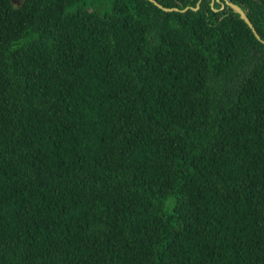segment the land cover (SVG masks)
Wrapping results in <instances>:
<instances>
[{
  "label": "trees",
  "instance_id": "obj_1",
  "mask_svg": "<svg viewBox=\"0 0 264 264\" xmlns=\"http://www.w3.org/2000/svg\"><path fill=\"white\" fill-rule=\"evenodd\" d=\"M156 1L0 0V264H264V0Z\"/></svg>",
  "mask_w": 264,
  "mask_h": 264
},
{
  "label": "water",
  "instance_id": "obj_2",
  "mask_svg": "<svg viewBox=\"0 0 264 264\" xmlns=\"http://www.w3.org/2000/svg\"><path fill=\"white\" fill-rule=\"evenodd\" d=\"M152 1L157 7H159L160 9L164 10V11H173V10H178L177 7H164L162 6L160 3H158L156 0H149ZM215 1H220V0H211V5H213L215 3ZM199 3V2H198ZM198 3L197 6L194 7L193 9H197L198 8ZM229 6L231 7L235 12H237L240 16V18L242 20L245 21V23L251 28L253 34L255 35L256 38L260 39V36L258 35L256 29L254 28L253 24L251 23L250 19L248 18L246 12L236 3L230 1V0H223V2H221V6L220 9H223L225 6ZM186 8H184L182 11L186 10ZM215 11L218 9L213 8ZM262 42H264V40H261Z\"/></svg>",
  "mask_w": 264,
  "mask_h": 264
},
{
  "label": "rangeland",
  "instance_id": "obj_3",
  "mask_svg": "<svg viewBox=\"0 0 264 264\" xmlns=\"http://www.w3.org/2000/svg\"><path fill=\"white\" fill-rule=\"evenodd\" d=\"M13 3H14L15 5H18V4H20V0H13Z\"/></svg>",
  "mask_w": 264,
  "mask_h": 264
}]
</instances>
